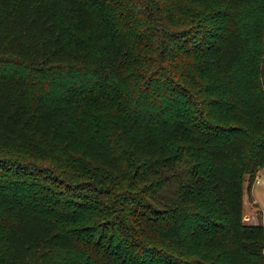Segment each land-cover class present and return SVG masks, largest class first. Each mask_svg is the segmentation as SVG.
Masks as SVG:
<instances>
[{"label":"trees","instance_id":"1","mask_svg":"<svg viewBox=\"0 0 264 264\" xmlns=\"http://www.w3.org/2000/svg\"><path fill=\"white\" fill-rule=\"evenodd\" d=\"M264 0H0V264H264Z\"/></svg>","mask_w":264,"mask_h":264},{"label":"rangeland","instance_id":"2","mask_svg":"<svg viewBox=\"0 0 264 264\" xmlns=\"http://www.w3.org/2000/svg\"><path fill=\"white\" fill-rule=\"evenodd\" d=\"M256 176L261 179L260 183L255 181ZM243 220L246 223L252 221L264 225V168L256 172L250 189L248 184H244Z\"/></svg>","mask_w":264,"mask_h":264},{"label":"built area","instance_id":"3","mask_svg":"<svg viewBox=\"0 0 264 264\" xmlns=\"http://www.w3.org/2000/svg\"><path fill=\"white\" fill-rule=\"evenodd\" d=\"M255 181H256L257 183H260V182H261V179L258 178V177L256 176Z\"/></svg>","mask_w":264,"mask_h":264},{"label":"crops","instance_id":"4","mask_svg":"<svg viewBox=\"0 0 264 264\" xmlns=\"http://www.w3.org/2000/svg\"><path fill=\"white\" fill-rule=\"evenodd\" d=\"M249 223H250V224H256L257 222H252V221H250Z\"/></svg>","mask_w":264,"mask_h":264}]
</instances>
